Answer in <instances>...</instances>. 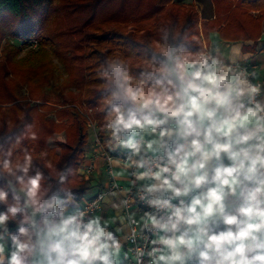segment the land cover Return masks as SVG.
Wrapping results in <instances>:
<instances>
[{
	"label": "clouds",
	"instance_id": "obj_1",
	"mask_svg": "<svg viewBox=\"0 0 264 264\" xmlns=\"http://www.w3.org/2000/svg\"><path fill=\"white\" fill-rule=\"evenodd\" d=\"M116 39L127 50L99 61L95 98L129 187L108 194L109 217L103 194L76 201L78 169L33 174L22 136L0 145V264H264V85L188 25Z\"/></svg>",
	"mask_w": 264,
	"mask_h": 264
},
{
	"label": "trees",
	"instance_id": "obj_2",
	"mask_svg": "<svg viewBox=\"0 0 264 264\" xmlns=\"http://www.w3.org/2000/svg\"><path fill=\"white\" fill-rule=\"evenodd\" d=\"M212 2L215 16L204 18L194 0H0V145L8 147L22 136L23 144H13V151L22 146L31 150L39 160L33 174L39 167L47 175L45 164L79 171L92 126L108 151L99 131L103 114L95 98L101 84L96 73L105 55L127 50L116 37L146 42L162 24L176 23L190 26L193 40L203 45L216 31L226 41H253L244 49L255 50L264 33V0ZM7 37L21 45L2 46ZM33 43L37 47L23 54ZM59 64L64 73H57ZM61 132L65 139H55L51 146L49 139ZM90 187L78 173L75 197ZM9 227L16 231L14 223Z\"/></svg>",
	"mask_w": 264,
	"mask_h": 264
},
{
	"label": "crops",
	"instance_id": "obj_3",
	"mask_svg": "<svg viewBox=\"0 0 264 264\" xmlns=\"http://www.w3.org/2000/svg\"><path fill=\"white\" fill-rule=\"evenodd\" d=\"M204 1V0H203ZM203 1H200L203 2ZM198 2V1H197ZM202 3L200 14L204 17H214L215 10L211 7V10H205V3ZM253 41H226L222 39L218 32L213 31L210 33L208 40L204 39V44H217L220 46L221 51L225 54L226 57H234L240 64L249 65V72L256 73V82H261L264 85V50H262V46L264 44V33L262 38L259 40L258 44L253 48L244 49L246 46H250ZM109 153L113 156V158H123L124 153L117 152H108L103 146H99L95 142V134L94 138L90 139L88 144L85 146V161L83 162L82 167L85 164H92L93 170L90 172L86 179L91 182L90 189L83 195L75 197L76 201L81 205L84 200H89L95 197L98 193L104 192L107 189L108 179H107V162H106V154ZM113 170L114 172L119 173L120 169L117 167L113 160ZM86 175V174H85ZM126 175V174H125ZM117 182L122 185L123 188H128L129 184L127 180L123 178L116 177ZM117 191V190H112ZM112 191L107 192L105 199L103 200L100 209L103 210L106 216H113L114 210L111 208V203L116 200V197H109L108 194ZM131 212H137L136 206L131 207ZM126 251V248H125ZM123 259V257H121ZM126 261H124L125 264Z\"/></svg>",
	"mask_w": 264,
	"mask_h": 264
},
{
	"label": "built area",
	"instance_id": "obj_4",
	"mask_svg": "<svg viewBox=\"0 0 264 264\" xmlns=\"http://www.w3.org/2000/svg\"><path fill=\"white\" fill-rule=\"evenodd\" d=\"M242 67H245L248 71L250 70V66H249V65H242ZM256 83H260V84H262L261 82H256ZM94 134H95V142H96L99 146H101L102 144H101L100 139L97 137L96 130L94 131ZM111 157L113 158V156H112L111 154H109V153H107L106 156H105V158H106V162H107V179H108L107 189H106L104 192H100V193H98L95 197H93V198H91V199H89V200H84V201L81 203V205H80L81 207H86L87 204H89V203L93 202L94 200H96L97 197L100 196L101 194H103L104 197H105L106 194H107V192H109V191L123 189L122 185H120V184L117 182L116 177H114V176L111 174L112 172H114V170H113V159H112ZM92 170H93V165H92V164H88V165L85 164L84 167L82 168V172H83L84 174H86V176H87L90 172H92ZM114 184L116 185L115 188H113V185H114ZM103 200H104V199H101V200L99 201V208L101 207V204H102ZM132 206H134V204L131 205V206L127 209L128 212H131V207H132ZM135 206H136V208H137V211L139 210L141 213H142L143 211H148V210H149V209L147 208L146 205H143V204H141V203H137ZM126 247H127V246H126ZM125 264H129V261H126Z\"/></svg>",
	"mask_w": 264,
	"mask_h": 264
},
{
	"label": "rangeland",
	"instance_id": "obj_5",
	"mask_svg": "<svg viewBox=\"0 0 264 264\" xmlns=\"http://www.w3.org/2000/svg\"><path fill=\"white\" fill-rule=\"evenodd\" d=\"M186 1H190V0H186ZM195 1V4H196V8H197V10H198V12H199V14H200V12H201V7H202V3L204 4V2L205 1H207L206 3H205V7H204V9L205 10H211V7H213V9H214V3L212 2V0H194ZM198 1V2H197ZM200 1H203V2H201L200 3ZM215 10V9H214ZM200 16L201 17H204V16H202L201 14H200ZM204 18H209V17H204ZM7 42H13V43H16V44H18V45H21V42L20 41H18V40H15V39H13V38H10V37H7L4 41H3V44H2V46H4ZM31 47H33V48H36L37 47V45L35 44V43H33V44H31V45H29V46H27V47H25L24 48V50H23V54H25L27 51H28V49L29 48H31ZM56 62H57V60H56ZM57 73H64V69H63V66L61 65V64H59V67H58V69H57ZM76 102L78 103V104H81V102L79 101V98L77 97V100H76ZM82 106V105H81ZM82 110L85 112L86 111V109H85V107H82ZM90 129H91V126H90ZM92 135H91V137H90V139H93L94 138V131H95V128L92 126ZM55 139H59V140H64L65 139V132H61V133H57L54 137H52V138H50L49 139V143H50V145L51 146H55L56 144H55ZM83 165V164H82ZM82 165L80 166V168H79V171H78V173H79V176L83 179H86V175L82 172Z\"/></svg>",
	"mask_w": 264,
	"mask_h": 264
}]
</instances>
